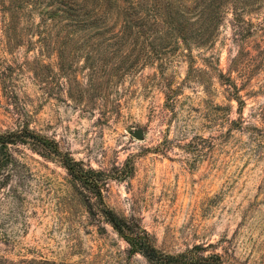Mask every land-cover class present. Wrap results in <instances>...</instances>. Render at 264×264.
Masks as SVG:
<instances>
[{
  "label": "rangeland",
  "instance_id": "374dc122",
  "mask_svg": "<svg viewBox=\"0 0 264 264\" xmlns=\"http://www.w3.org/2000/svg\"><path fill=\"white\" fill-rule=\"evenodd\" d=\"M227 11L213 44L187 52L154 55L143 48L151 35L130 47L106 33L110 41L90 53L94 80L86 51L39 43L25 19L10 36L0 12V133L28 126L105 172V204L165 253L200 246L224 264H264V4L243 13L242 33ZM26 19L40 21L38 13ZM124 53L137 69L104 75ZM59 54L71 76L61 74ZM138 129L141 141L131 135ZM9 150L0 174L1 264H149L89 214L93 196L58 158L31 141Z\"/></svg>",
  "mask_w": 264,
  "mask_h": 264
},
{
  "label": "trees",
  "instance_id": "16d2710c",
  "mask_svg": "<svg viewBox=\"0 0 264 264\" xmlns=\"http://www.w3.org/2000/svg\"><path fill=\"white\" fill-rule=\"evenodd\" d=\"M263 4L264 0H0V12L8 16L4 28L10 36L16 34L20 21L25 19L27 32L38 36L39 43L56 46L62 52L73 48L86 51L84 64L90 67L88 77L94 80L98 70L90 53L93 46L110 41L104 40L106 33L115 34V38L118 36L121 43L130 47L137 45L136 38L139 36L151 35L150 41L144 39L143 48L145 43V47H150L154 55H162L164 52L169 54L179 46L187 52L192 47L213 44L220 24L228 14L227 10H230L232 24L242 33V25L245 23L243 13L251 8L259 10ZM35 13H38L40 21L32 23L30 20L28 23L27 16L31 18ZM129 57L130 54L124 53L121 62L111 64L108 68L103 66L102 73L111 76L110 73L114 71L113 76L122 77L134 72L137 66L135 62H129ZM57 58L61 74L71 76L72 65L66 68L62 64L64 56L59 54ZM220 77L224 78V75L220 74ZM224 79V84L237 91L230 77ZM236 99L241 107L243 101L239 97ZM28 141L41 146L47 153L45 157L52 155L58 158L71 179L93 196L96 208L86 196L87 211L93 216L99 214L129 246L131 255H140L149 264H224L217 254L204 255L205 248L200 246L175 254L158 249L143 228L118 216L105 204L103 188L108 179L105 172L74 160L60 150L55 140L39 135L28 126L0 133V174L11 163L9 146L26 144ZM1 259L3 264H54L35 259L19 262Z\"/></svg>",
  "mask_w": 264,
  "mask_h": 264
},
{
  "label": "water",
  "instance_id": "95a60500",
  "mask_svg": "<svg viewBox=\"0 0 264 264\" xmlns=\"http://www.w3.org/2000/svg\"><path fill=\"white\" fill-rule=\"evenodd\" d=\"M133 138H135L138 141L143 140V132L141 129L135 130L134 132L131 133Z\"/></svg>",
  "mask_w": 264,
  "mask_h": 264
}]
</instances>
